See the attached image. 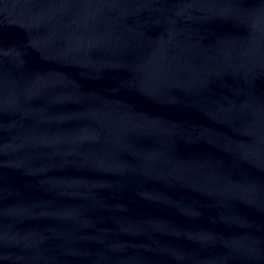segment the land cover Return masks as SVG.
I'll use <instances>...</instances> for the list:
<instances>
[{"label":"water","instance_id":"1","mask_svg":"<svg viewBox=\"0 0 264 264\" xmlns=\"http://www.w3.org/2000/svg\"><path fill=\"white\" fill-rule=\"evenodd\" d=\"M0 264H264V0H0Z\"/></svg>","mask_w":264,"mask_h":264}]
</instances>
